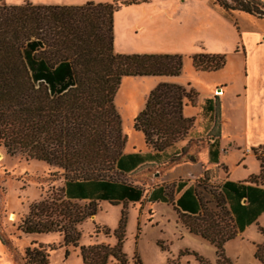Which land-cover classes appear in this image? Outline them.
Here are the masks:
<instances>
[{
    "label": "trees",
    "instance_id": "16d2710c",
    "mask_svg": "<svg viewBox=\"0 0 264 264\" xmlns=\"http://www.w3.org/2000/svg\"><path fill=\"white\" fill-rule=\"evenodd\" d=\"M144 1L0 5V146L8 155L18 154L62 168L64 195L72 187L79 198L108 200L111 204H115L112 199L137 202L141 196V189L105 178L112 168L125 173L155 154L120 152L125 139L113 97L123 77H174L180 74L182 64L177 54L113 52L114 12ZM209 5L227 19L233 11L264 18V4L259 0H209ZM189 58L192 69L198 72L217 71L224 65L222 55L197 53ZM195 100L191 88L158 83L146 95L132 128L141 132L146 146L162 151L190 130L193 118L183 117L181 110L183 105L194 106ZM252 154L258 162V174L245 183L225 181L218 190L232 230L223 231L210 216L201 215L195 188L187 187L175 201L177 208L192 210L188 214L177 212V217L188 233L214 247L215 264H229L223 244L264 210V144L253 148ZM181 187L178 184L176 188ZM158 191L153 189L148 200L166 202ZM59 214L51 201L35 202L18 228L25 234L59 232L65 244L75 246L78 233L74 224L80 219L66 213L67 221L61 223ZM92 214L90 211L86 215ZM123 226L121 215L119 232L114 231L116 243L110 249L100 253L96 250L100 246L79 247L82 263L105 264L110 256L125 264L120 251ZM259 232L264 237V230ZM253 256L264 264V239L255 246ZM24 261L48 264L47 253L26 248ZM166 264L177 263L167 260Z\"/></svg>",
    "mask_w": 264,
    "mask_h": 264
},
{
    "label": "rangeland",
    "instance_id": "374dc122",
    "mask_svg": "<svg viewBox=\"0 0 264 264\" xmlns=\"http://www.w3.org/2000/svg\"><path fill=\"white\" fill-rule=\"evenodd\" d=\"M259 1L264 4V0ZM87 2L110 0H0V5L77 6ZM112 34L114 53L180 55L181 71L174 81L193 89L197 101L220 86L223 94L217 96L214 126L223 133V141H234L240 147L252 142L264 144V18L233 11L227 19L210 7L209 0L208 4L207 0H145L114 12ZM197 53L222 55L224 65L217 71H194L189 57ZM155 79L123 77L119 82L112 102L125 139L120 152L143 150V136L132 128V120L155 87ZM196 110V105H186L189 117L195 118ZM242 153L243 149L226 158L225 172L232 180H247L258 174V162L252 153ZM155 171L154 167H146L124 176L112 168L105 178L134 182L149 189L158 183L152 175ZM219 175L223 176L222 170ZM64 177L60 167L18 154L8 155L0 146V264H25L26 248L44 250L48 264H83L79 247L100 246L96 250L101 253L115 245L114 231L121 215L124 226L120 251L125 264H166L167 260L177 264H215L214 247L188 233L169 204L147 202L144 198L115 204L68 201L61 192ZM167 187L171 190L170 185ZM195 190L201 215L210 216L223 231L232 230L216 182L200 178ZM41 200L51 201L60 210L57 219L61 223L67 221L66 213L80 219L74 224L78 233L75 246L65 244L59 232L25 234L18 228L30 205ZM90 211L93 214L87 216ZM259 229L264 230V211L243 232L223 244L229 264H261L253 256L255 246L264 239ZM105 264L119 263L108 256Z\"/></svg>",
    "mask_w": 264,
    "mask_h": 264
},
{
    "label": "crops",
    "instance_id": "0c3cea01",
    "mask_svg": "<svg viewBox=\"0 0 264 264\" xmlns=\"http://www.w3.org/2000/svg\"><path fill=\"white\" fill-rule=\"evenodd\" d=\"M208 4V0H207ZM113 27V22H112ZM113 48V41H112ZM211 54V53H208ZM156 78L153 83L156 85L158 83H171L177 84L175 82L176 76H156L152 77ZM220 89L219 87L215 88L212 91L214 93L216 90ZM211 94H203L199 101L195 100L194 106H197L195 118H193V123L190 130L179 140L174 142L172 145L166 147L162 151L155 152L150 147L146 146L143 141V150H132V151H123L122 154H154L153 158H148L145 160H140V162L133 166L131 170L128 172H119L118 174L124 176H130L136 174L142 168L146 167H154L157 171L153 172V177L157 179V184L153 187H149V189H144L142 186L138 185L134 182H125L131 186L137 187L141 189V196L137 202L144 198L147 202L149 201L148 196L153 189H159L158 196L162 197L169 204L176 216L177 212L181 214H188L192 212V210H181L175 206V201L181 195V193L187 187L195 188V184L198 183L200 178L208 181H215L219 187L225 181L233 182V183H245L246 180L241 179H230L226 174V169L229 156L233 155L236 151H241L243 149L242 156H247L249 153H252V149L257 147L256 142L249 143L248 146L244 144L243 148L238 146L237 143L230 140L223 141V133L221 130L215 129L214 126V118L215 113L217 114L216 107L218 106L219 100L217 96H213ZM223 94V93H222ZM191 106V107H194ZM181 114L183 117L189 118L186 105L182 106ZM256 145V146H255ZM253 155V154H252ZM254 156V155H253ZM238 159V156L236 160ZM235 160V161H236ZM172 169V171H170ZM223 171V176L219 175V171ZM178 184H182V187L178 190L176 187ZM168 185L171 186V190L168 189ZM61 191L64 195L66 192L65 185L61 184ZM68 201L75 202H90L94 203L98 201H107L108 200H99V199H88V198H79L81 196H76L72 187L67 188V194L63 196ZM113 203H134L127 200H115ZM158 201V200H155ZM112 203V202H109ZM200 211V209L198 210ZM264 211V210H263ZM262 211V212H263ZM262 212L251 222H255L258 217L262 214ZM250 223V224H251ZM250 224L245 226L241 231L236 230L235 235L243 232ZM200 237V236H199Z\"/></svg>",
    "mask_w": 264,
    "mask_h": 264
},
{
    "label": "built area",
    "instance_id": "2783aa9c",
    "mask_svg": "<svg viewBox=\"0 0 264 264\" xmlns=\"http://www.w3.org/2000/svg\"><path fill=\"white\" fill-rule=\"evenodd\" d=\"M221 93L220 89L216 90L213 94L214 96H218Z\"/></svg>",
    "mask_w": 264,
    "mask_h": 264
}]
</instances>
